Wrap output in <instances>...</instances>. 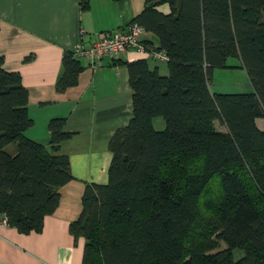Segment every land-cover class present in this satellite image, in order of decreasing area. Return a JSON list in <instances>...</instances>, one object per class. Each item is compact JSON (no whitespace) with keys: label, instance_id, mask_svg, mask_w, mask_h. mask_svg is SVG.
I'll return each instance as SVG.
<instances>
[{"label":"trees","instance_id":"1","mask_svg":"<svg viewBox=\"0 0 264 264\" xmlns=\"http://www.w3.org/2000/svg\"><path fill=\"white\" fill-rule=\"evenodd\" d=\"M131 22L156 35L157 44L143 42L164 50L168 71L144 58L125 62L133 115L108 141L107 182L85 183L69 223L84 238L82 263L264 264V128L256 124L264 118V0H145ZM230 57L252 91L210 90L214 69L230 67ZM61 64L57 91L84 68L70 51ZM27 104L20 74L5 70L0 55V217L20 233L42 230L72 179L58 153L70 136L65 117L49 120L44 145L25 135Z\"/></svg>","mask_w":264,"mask_h":264},{"label":"crops","instance_id":"2","mask_svg":"<svg viewBox=\"0 0 264 264\" xmlns=\"http://www.w3.org/2000/svg\"><path fill=\"white\" fill-rule=\"evenodd\" d=\"M89 4L83 10L80 0H0L3 67L18 72L28 91L27 108L33 124L25 135L47 145L49 120L65 117L64 130L70 136L61 142L58 153L68 156L72 173V179L58 189V206L45 216L40 232L20 233L15 227L0 224V264H83L84 238L75 239L69 223L80 213L85 183L107 182L112 156L108 141L133 115V90L125 62L144 58L151 68L167 74V69H160L161 61L134 48L114 59L104 57L100 64L78 55L104 31L125 29L145 0H89ZM158 8L169 10L166 4ZM143 38L158 43L151 32H145ZM65 51L78 58L84 68L75 85L57 91L55 83ZM236 59L235 64H227L244 70ZM247 82L251 86L249 79ZM261 119H256L258 127ZM163 126L164 122L154 127ZM215 127L226 130L218 121Z\"/></svg>","mask_w":264,"mask_h":264},{"label":"built area","instance_id":"3","mask_svg":"<svg viewBox=\"0 0 264 264\" xmlns=\"http://www.w3.org/2000/svg\"><path fill=\"white\" fill-rule=\"evenodd\" d=\"M146 31L136 22H131L125 29L104 31L101 36L94 39L87 49H82L78 55L90 59L93 64H100L101 59L116 58L130 48H134L140 54H148L156 61L166 62L167 55L163 49L155 45L144 43L143 34ZM0 224H6L4 217H0Z\"/></svg>","mask_w":264,"mask_h":264},{"label":"rangeland","instance_id":"4","mask_svg":"<svg viewBox=\"0 0 264 264\" xmlns=\"http://www.w3.org/2000/svg\"><path fill=\"white\" fill-rule=\"evenodd\" d=\"M237 59L235 57H230L227 59L228 64H235ZM150 64L153 63L150 61ZM161 70L167 71V67L162 62L159 64ZM248 78L244 70L235 67H227L214 69L213 74L211 76L209 85L212 90H216L217 92H246L248 89H251V86L248 84ZM158 119V120H156ZM155 119L154 126L159 128V123H163L160 117ZM157 121V122H156ZM160 121V122H158ZM259 126L264 128V118L260 120ZM14 144H10L6 147L8 151H11L14 147ZM225 245L223 242H219V246L216 250H220L224 248ZM242 254L241 251L235 250L234 257L238 258Z\"/></svg>","mask_w":264,"mask_h":264}]
</instances>
